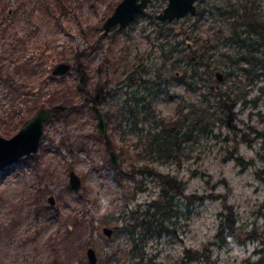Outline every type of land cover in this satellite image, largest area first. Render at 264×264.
<instances>
[{
  "label": "rangeland",
  "instance_id": "obj_1",
  "mask_svg": "<svg viewBox=\"0 0 264 264\" xmlns=\"http://www.w3.org/2000/svg\"><path fill=\"white\" fill-rule=\"evenodd\" d=\"M119 1L0 0V137L13 135L39 108L73 107L43 124L36 158H22L0 170V264H88L87 248L95 251L97 264L205 263L189 262L186 256L193 253L209 256L206 264H259L264 141L255 130L264 134V76L245 83L228 57L237 47L213 35L224 18L213 9L243 0H198L196 15L172 22L154 19L167 4L155 0L133 22L104 34L102 24ZM253 1L262 14L264 0ZM159 31L163 40L156 38ZM166 41L167 52L174 49L180 61L188 50L201 47L198 53L209 58L204 63H219L224 79L217 82L201 68L193 83L186 80L191 88L179 83L184 74L175 75L160 58L158 44ZM259 53L264 54V47ZM76 61L86 73L85 90L78 87ZM58 63L69 64V71L52 76ZM133 79L137 84H131ZM205 86L235 94L232 119L216 107L214 98H205ZM131 93L145 95L150 103L149 121L137 124L143 131L154 128L158 119L178 120V107L187 116L191 104L208 107L214 118L201 129L191 128L189 121L179 126L186 138L180 137L177 157L157 156L155 144L138 141L129 115L118 127L114 112ZM94 101L105 119L103 136L89 110ZM110 134L112 143L132 158L138 154L136 168H153L183 184V196L172 195L167 231L160 236L152 227L147 230L145 223L151 222L142 216L160 185L132 174L128 162L120 168L119 158L122 179L117 181V168L109 162ZM69 171L80 179L77 190L67 185ZM190 196L203 200L192 202ZM232 223V235L224 229L218 235ZM103 227L113 230L109 238Z\"/></svg>",
  "mask_w": 264,
  "mask_h": 264
},
{
  "label": "trees",
  "instance_id": "obj_2",
  "mask_svg": "<svg viewBox=\"0 0 264 264\" xmlns=\"http://www.w3.org/2000/svg\"><path fill=\"white\" fill-rule=\"evenodd\" d=\"M258 6L254 5L253 0H243L240 2V4H226L224 8L218 7L216 12L218 13L219 17L224 16L222 19V23L220 25V28L217 29L215 32H213V35H217L219 38L224 39L225 41L235 44V47H237V52L234 54V56H228L233 57L230 58L231 60V67L235 66L236 70L242 71V79L245 80V83H250L252 80L259 75L264 76V54L261 55L259 53L260 50L264 47V11L262 14H259L258 12ZM205 13L204 11H202ZM140 17V16H139ZM263 19V20H262ZM214 23V22H213ZM209 27L208 31H211L212 24ZM223 31H226V35H223ZM158 36L156 38H161L163 40V37L161 35V32H157ZM251 35H255L258 37V41H249L248 38H250ZM212 39H208L206 41H210ZM166 46L168 45V42H161L158 44V49L160 48V58L163 62V65H167L169 70L175 71V75L177 73H183L185 76V80L182 78V80L179 81V83H183L186 87L191 88V83L186 81L189 79L194 82L196 75L199 73V69L203 68V71L205 74H207L209 77L214 76L215 72L218 71L219 63L217 65H211L206 61L204 63V59L208 60V57H205L204 54H199L198 51L201 49L199 47L197 50H188L187 54H185L184 59L182 61L178 60L174 55L175 50L170 49L169 52L166 50ZM77 59V58H76ZM76 69L75 72L77 76L79 77V88L84 89L85 82L87 80L86 73L84 72V68L78 64L76 61ZM179 63H183L185 66L184 69H181V66L179 67ZM178 69V70H177ZM181 69V70H180ZM262 71V74H258V71ZM189 72V74H187ZM223 75V74H222ZM216 79V78H215ZM224 79V75H223ZM131 84H137L136 80H130ZM218 82V81H217ZM141 84H149L146 81H141ZM244 83V84H245ZM159 85V84H158ZM157 85V86H158ZM208 95L205 96V98H214L215 105L217 108L225 109V112L228 113L227 118L232 119L231 113L235 102V94L232 91L229 92H222L218 87H207ZM85 90V89H84ZM86 93V92H85ZM129 94H127L126 99L124 100L123 106L118 108L114 114L116 119H118L119 126H121V123L124 121L125 115H129L130 118L133 119L134 122V128H137L138 121H142L143 123L145 121H149V113H150V103L146 102L145 95H140L139 93H131V96L128 97ZM238 97V96H236ZM239 99V98H238ZM93 105L97 106L100 105L99 102L94 101ZM192 109L190 114L187 116H184L181 114V107H178L176 110V117L182 118L184 120V123H180V119L178 120H170L165 121L164 119H158L153 121L155 124L154 128L143 131L142 128L138 129L137 134L140 135L138 141L144 143L146 146L151 147L152 145L157 147L156 155L159 156L160 154H163L167 157H177L178 148L181 143V139L184 135L180 132L179 126H184L187 121L188 126H191V128L196 129L199 127L201 129V126H203L202 123H207L211 117L213 120V115L208 112L209 108H197L195 104H191ZM99 108V107H98ZM41 109V108H39ZM38 109V110H39ZM73 107H52L51 109H48L52 114L53 117H58L61 114L68 113L71 111ZM108 114V112L106 113ZM107 121H111V118H109L107 115ZM111 117V116H110ZM114 120V119H113ZM115 130V128H114ZM141 130V131H140ZM181 133V134H180ZM255 134L258 137H262L263 135V141H264V134H259L255 130ZM112 134L106 137V139L109 141L107 142V147L110 149L109 151H114L118 149L119 153L117 154L119 160H120V168L122 164H125L128 162L130 165L129 168L131 170L132 174H138V175H144L147 177H151L152 179L156 180L160 185V192L158 194V197L153 199L150 203L146 205V209L144 210L142 216L144 219L149 220L151 223H145L147 230L152 227V232L159 233L158 236H160V233L166 232L167 229L166 225H168V220L170 218L171 210L170 208L173 206V196H183V184L175 177H172L170 175L161 174L157 170H154L153 168H146V167H138L134 166L133 161L136 160V157H138V154L134 155L132 158L129 155V151L125 149L124 147H117L115 144H113L111 140ZM181 137V139H180ZM186 138V137H183ZM31 158H36L34 155H32ZM169 159V158H168ZM128 160H131L129 162ZM235 161L237 163H241L242 160L239 157H235ZM121 170L117 168L115 170L116 172V179L118 182H120L121 178ZM189 201L197 202L202 201L203 197L200 196H190ZM234 223V222H233ZM227 226L225 228L221 227L218 231V235L223 233L226 230L225 235H232L233 232V224ZM155 229V230H154ZM157 229V230H156ZM121 230H126V228H123ZM115 231H118V229H115ZM127 234H131L130 231L126 230ZM262 236L264 239V221H263V229L259 233V238ZM226 237L220 238L221 241H225ZM186 258L189 260V262H198L201 260H204L205 263H208V258L204 257L203 254L193 253L191 256H186ZM259 264H264L262 259H260Z\"/></svg>",
  "mask_w": 264,
  "mask_h": 264
},
{
  "label": "water",
  "instance_id": "obj_3",
  "mask_svg": "<svg viewBox=\"0 0 264 264\" xmlns=\"http://www.w3.org/2000/svg\"><path fill=\"white\" fill-rule=\"evenodd\" d=\"M155 0H120L102 24L103 33H108L115 26H126L133 22L136 18L146 12L147 7ZM198 0H167L166 6L154 15V19L158 22H172L180 20L186 16L196 15V2ZM188 47L190 44L188 43ZM69 64L58 63L52 70V76H62L69 71ZM215 78L218 82L223 80V75L219 71L215 72ZM84 103H88L84 98ZM89 110L93 113L96 120V129L98 134L103 136L105 133V119L101 110L89 104ZM53 114L46 109H39L34 116L27 121L18 131L8 138L0 137V170L13 165L22 158L34 155L41 142L43 135V124L52 119ZM109 162L114 168L119 167L118 156L116 152H109ZM67 185L71 190H77L80 187V179L73 171L67 174ZM47 203L52 206L53 198L48 196ZM102 234L109 238L113 234V230L108 227L102 228ZM85 257L88 264H97L95 251L91 248L85 250ZM261 259L264 263V244L261 250Z\"/></svg>",
  "mask_w": 264,
  "mask_h": 264
}]
</instances>
